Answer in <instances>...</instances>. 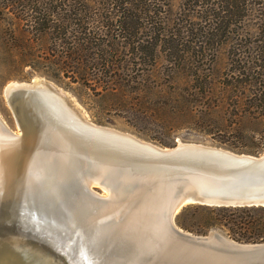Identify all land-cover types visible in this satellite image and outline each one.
Here are the masks:
<instances>
[{
  "label": "water",
  "instance_id": "1",
  "mask_svg": "<svg viewBox=\"0 0 264 264\" xmlns=\"http://www.w3.org/2000/svg\"><path fill=\"white\" fill-rule=\"evenodd\" d=\"M26 83L5 88L20 134L1 116L0 130L27 141L49 127L53 97L51 124L78 139L79 155L61 178L33 190L11 186L0 198V264H264V241H237L218 230L197 234L177 224L190 205L264 206V153L182 141L160 146L87 120L50 81ZM73 197L101 217L100 226L90 231L86 216L48 214L51 200Z\"/></svg>",
  "mask_w": 264,
  "mask_h": 264
},
{
  "label": "trees",
  "instance_id": "2",
  "mask_svg": "<svg viewBox=\"0 0 264 264\" xmlns=\"http://www.w3.org/2000/svg\"><path fill=\"white\" fill-rule=\"evenodd\" d=\"M143 1L148 0H0L1 39L20 50L24 65L42 58L39 64L49 63L55 77L63 73L89 87L96 83L102 94L118 101L115 108L128 109L137 119L152 116L162 133L193 126L218 135L220 146L239 153L264 146V59L223 78L186 62L163 68L157 63L109 64L118 48L105 39L106 14L119 8L122 17L129 16L130 5ZM40 42L50 45L47 58L39 54ZM161 70L185 80L156 82L152 76ZM131 72L136 74L130 78ZM177 224L197 234L217 229L237 241L262 242L264 206L190 205L177 216Z\"/></svg>",
  "mask_w": 264,
  "mask_h": 264
},
{
  "label": "rangeland",
  "instance_id": "3",
  "mask_svg": "<svg viewBox=\"0 0 264 264\" xmlns=\"http://www.w3.org/2000/svg\"><path fill=\"white\" fill-rule=\"evenodd\" d=\"M130 8L129 16L125 11L122 17L119 8L106 14L110 17L105 19L109 26L105 39L118 48L109 64L147 67L157 63L163 68L186 62L199 66L202 73L223 78L233 76V71L240 66L255 65L264 59V0H148L134 2ZM2 35L0 33V116L15 133L19 134L20 129L7 102L5 88L14 81L31 82L42 78L62 88L77 110L95 124L129 132L160 146H174L182 141L223 147L217 141L218 135L204 134L193 126L177 134L162 133L152 116L137 119L128 109L115 108L118 101L102 94L96 83L89 87L82 80L75 82L63 73L60 78L55 77V69L49 63L39 64L44 61L42 58L33 66L24 65L20 50L5 45ZM37 46L41 57L50 55L49 44L40 42ZM141 47L145 53L140 51ZM127 74L131 78L136 73ZM152 79L168 82L185 80V77L161 70ZM263 153L264 146L248 154ZM97 190L105 193L101 188Z\"/></svg>",
  "mask_w": 264,
  "mask_h": 264
},
{
  "label": "bare ground",
  "instance_id": "4",
  "mask_svg": "<svg viewBox=\"0 0 264 264\" xmlns=\"http://www.w3.org/2000/svg\"><path fill=\"white\" fill-rule=\"evenodd\" d=\"M34 80L39 81L43 79L38 78ZM17 84H19L18 86H22L21 84L27 83L18 81H14V83L11 82V84L9 83V85L13 86ZM36 91L40 94L42 92V90ZM49 100L52 103H50V106H53V97H50ZM9 106L11 107L10 104ZM50 106V112L56 115L57 111ZM55 115L49 118V127L45 126L39 128L27 141L9 139V137L0 130V198L7 197V193L9 192L8 189L11 186H16V189H37L39 186L42 187L43 184H46L49 178H61L63 173L71 170L70 161L74 160L79 155L78 153H74L73 150L79 141L65 128L60 126H56L55 128V126L51 124L53 119H55L53 123L56 124ZM53 187L54 186H52V188ZM75 199H73V201L68 199L67 202L51 200L48 204L49 207H47L50 208L48 209V214H53L54 217L56 215L59 218H64L69 221L78 219V217L81 216L83 218L86 216L91 226L90 231L100 226L101 217L88 215L87 209L80 198L77 197ZM44 210H46V208ZM1 230L4 229L2 228ZM50 231L52 230L49 229L48 232L52 234ZM7 242L9 243V241ZM59 246L69 249V246L63 242H60Z\"/></svg>",
  "mask_w": 264,
  "mask_h": 264
}]
</instances>
